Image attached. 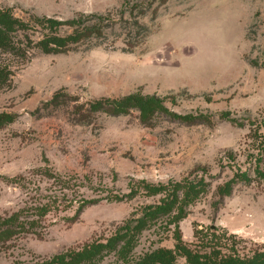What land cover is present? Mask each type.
Returning a JSON list of instances; mask_svg holds the SVG:
<instances>
[{"label": "rangeland", "instance_id": "374dc122", "mask_svg": "<svg viewBox=\"0 0 264 264\" xmlns=\"http://www.w3.org/2000/svg\"><path fill=\"white\" fill-rule=\"evenodd\" d=\"M0 8L24 20H133L143 9L139 20L150 28L134 51L116 26L101 45L57 54L31 45L28 57L0 56L8 69L0 81V220H35L32 231L0 242V264H41L106 241L159 201L147 186L170 181L205 187L178 223L184 242L201 244L217 228L226 252L264 250L256 173L264 170V0H0ZM31 34L34 44L41 32ZM135 93L157 96L163 108L149 117L134 108L92 113L88 123L71 118L77 105ZM239 171L254 181L222 197ZM164 226L142 233L134 259L175 248L174 226ZM101 264L134 262L112 252Z\"/></svg>", "mask_w": 264, "mask_h": 264}, {"label": "trees", "instance_id": "16d2710c", "mask_svg": "<svg viewBox=\"0 0 264 264\" xmlns=\"http://www.w3.org/2000/svg\"><path fill=\"white\" fill-rule=\"evenodd\" d=\"M152 3L149 5L151 6ZM144 13L141 9V14ZM141 14L134 13L133 20L125 18L124 14L122 18L113 20L97 13L79 15L76 18L65 20L47 16H34L24 20L10 9L0 8V56L5 54L11 57L19 55L28 57L26 53L31 45L48 54L76 51L83 45L86 47L101 45L108 38L107 32L116 29V26H119L127 35L128 48L125 49L134 51L150 33L149 26L139 20ZM66 27L69 30L63 31ZM34 30H39L41 36L33 44L34 37L31 31ZM120 37V35L117 36V38ZM7 72V66H3L0 60V81ZM61 101L57 95L51 102H55L56 106ZM77 107L78 111L73 112L71 116L77 123H88L92 113L102 111L120 115L135 108L141 112L142 117L145 115L149 117L155 110L163 108L157 96H141L137 93L119 100L108 98L94 100L77 105ZM172 115L187 122L193 120V118L183 117L177 113H172ZM6 119L5 116H0V125ZM256 173L261 180H264V170L260 166L257 167ZM235 177L221 188L222 197L231 194L238 182L245 184L254 181L249 171H239ZM147 188V193L155 196L161 195L159 201L146 206L138 216H132L125 221L108 240L92 242L82 249L56 255L51 261L47 260L41 264H101L104 258L112 252L124 262L133 261L134 264H264V250H255L249 256L240 254L238 251L226 252L224 235L220 234L217 228H211L209 233L201 239V244L189 245L184 242L182 235L178 233V223L187 215L188 206L199 197L202 190H205V187L199 185L198 182L170 181L166 185H149ZM18 218L13 214L0 220V242L2 240L5 242L18 233L32 231L30 226L35 220L29 221L31 224L29 226L23 220L19 221ZM159 223L160 225L165 224V228L174 226L177 241L175 248L158 247L134 259L132 252L142 233ZM180 257L185 259V263L179 261Z\"/></svg>", "mask_w": 264, "mask_h": 264}]
</instances>
